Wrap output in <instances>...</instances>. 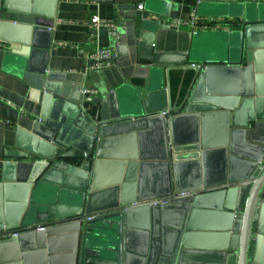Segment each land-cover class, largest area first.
<instances>
[{
    "label": "water",
    "instance_id": "1",
    "mask_svg": "<svg viewBox=\"0 0 264 264\" xmlns=\"http://www.w3.org/2000/svg\"><path fill=\"white\" fill-rule=\"evenodd\" d=\"M198 5L244 22L215 34V60L179 61L194 70L182 100L173 102L158 73L152 90L130 97L123 111L116 99L114 115L107 98L81 90L76 98L63 95L32 126L29 146L18 144L27 152L15 156L26 162L3 164L0 181V264H28L38 253L55 264L59 238L68 239L58 255L64 264H199L198 256L206 264H264V2ZM42 27L53 22L36 18L9 40L6 60L47 96L55 73L33 68L36 54L48 49L38 44ZM154 41L143 34L140 60L154 68L174 63L154 53ZM209 118L224 131L205 145ZM154 131L157 154L137 147L127 156L105 155L115 136ZM214 152L222 156L217 172L187 173ZM103 165L120 166V173L104 177ZM148 166L159 173L150 188L142 178Z\"/></svg>",
    "mask_w": 264,
    "mask_h": 264
},
{
    "label": "crops",
    "instance_id": "2",
    "mask_svg": "<svg viewBox=\"0 0 264 264\" xmlns=\"http://www.w3.org/2000/svg\"><path fill=\"white\" fill-rule=\"evenodd\" d=\"M234 1L240 4L264 2ZM198 4L199 0H98L95 3L86 0H0V181L3 164L26 162L15 156L18 151L27 152L18 144L29 146L28 135L32 126L46 117L63 95L76 98L84 88L94 89L96 92L87 96L107 98L110 112L114 115L116 99L123 111L130 97L152 90L153 75L158 73L173 102L182 100L192 84L194 70L179 61L186 57L187 64H198L208 58L215 60L214 54L221 46L215 34L240 30L238 24L244 22L242 17L213 15L207 9L199 8ZM193 13L203 20H213V23L197 31L187 26L172 25L174 20H189ZM93 15L119 21V41L111 38L105 28L92 31L88 20ZM36 18L53 22V27L41 28L43 31L38 36V44L48 49L39 51L33 62L34 70L46 68L55 73L54 91L47 96L44 91L32 88L6 60L10 47L8 41L21 37L27 26H33ZM145 33L155 35L154 53L168 59L172 56L176 61L165 63L163 68H154L151 63L140 60L139 47ZM117 42L119 55L112 64L88 68V57L97 47H112ZM193 47L197 48L196 51ZM227 48L225 40L226 52ZM224 74L217 72L216 77L223 78ZM222 131V123L209 118L201 130V140L205 145L216 144L221 140ZM157 138L156 131L141 136L118 135L105 143L104 152L109 156H127L137 147H142L157 154ZM221 161L219 153H207L202 164L187 168V173L196 175L205 171L211 175L220 169ZM116 167L103 165L101 173L104 177H112L120 171V166ZM156 170V167L148 166L143 174V181L149 188L158 182L159 173ZM67 240L59 238L54 242L55 264H64L65 258L58 255L60 249L67 245ZM47 258L49 260L47 255L38 253L28 258V264H44ZM194 259L199 264L207 262L204 256Z\"/></svg>",
    "mask_w": 264,
    "mask_h": 264
},
{
    "label": "built area",
    "instance_id": "3",
    "mask_svg": "<svg viewBox=\"0 0 264 264\" xmlns=\"http://www.w3.org/2000/svg\"><path fill=\"white\" fill-rule=\"evenodd\" d=\"M89 2H97L98 0H86ZM142 9V5L139 6ZM213 23V20H203L196 13H193L189 20H174L172 25L174 27L187 26L190 27L193 31H197L200 28L208 27ZM88 25L92 31H99L103 28L106 29L107 33L111 36V38L119 41L120 38V29L121 23L114 19L104 18L99 15H93L88 20ZM119 55V43L112 47H97L95 51H93L89 55V69H93L95 67H99L103 64H112V62ZM84 95L93 94L96 92L94 89L84 88L82 90Z\"/></svg>",
    "mask_w": 264,
    "mask_h": 264
}]
</instances>
